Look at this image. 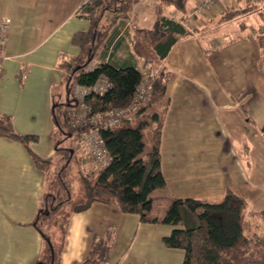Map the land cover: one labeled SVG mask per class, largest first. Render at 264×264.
I'll list each match as a JSON object with an SVG mask.
<instances>
[{
  "label": "crops",
  "instance_id": "crops-1",
  "mask_svg": "<svg viewBox=\"0 0 264 264\" xmlns=\"http://www.w3.org/2000/svg\"><path fill=\"white\" fill-rule=\"evenodd\" d=\"M198 1L188 0L184 14L166 6L162 12L178 19ZM220 1V7L194 17L191 32L172 47L161 65L169 73L161 104L144 112L165 108L160 169L167 200L217 202L226 189L234 192L241 179L233 170L242 165L238 154L248 152L246 134L264 148V0ZM82 2L0 0V22H8L1 52L0 114L10 117L18 134L37 136L30 149L50 160L57 154L52 108L65 91L68 74L60 63L78 54L71 37L88 28V22L76 16ZM247 3L252 8L246 14L222 18L225 8H243ZM159 6L160 0H140L121 29L112 30L104 57L94 60L117 67L134 63L140 69L144 62L130 48L133 30L150 28ZM253 12L260 21L258 28L236 35L223 32L227 24L243 21ZM23 69L26 76L20 79ZM66 96L65 92V101ZM81 160L82 153L79 164ZM46 178V171L32 164L19 142L0 136V264L42 260L45 243L31 222L37 209L44 207ZM152 206L147 212L151 222L121 212L115 203H93L71 213L58 264L80 263L93 234L109 246L104 264H182L184 251L162 241L172 226L161 223L162 214L150 216Z\"/></svg>",
  "mask_w": 264,
  "mask_h": 264
},
{
  "label": "trees",
  "instance_id": "trees-1",
  "mask_svg": "<svg viewBox=\"0 0 264 264\" xmlns=\"http://www.w3.org/2000/svg\"><path fill=\"white\" fill-rule=\"evenodd\" d=\"M140 0H83L76 11L78 18L88 22L85 31H78L71 37V44L78 48V54L63 60L60 66L67 71L65 105H72L71 85L76 82L91 86L98 78L104 77L110 87L99 96L86 97L85 103L94 111H107L128 107L141 80V72L134 63L122 67L109 61L100 63L91 71L85 67L97 57H104L109 47L110 35L129 19L133 7ZM188 0H160L155 19L150 28H136L130 48L133 56L148 66L150 77L149 99L137 107L135 112L115 126L99 131L105 149L111 157L108 165L96 172L81 171L83 201L63 213L57 227L60 233L56 245L47 237L42 225L53 213H56L67 201L65 198L53 205L54 196L45 194L43 208H38L31 222L45 243V251L39 264H58L63 248L66 227L73 212H81L93 203H115L126 214L138 215L142 222H151L147 212L150 209V194L165 186L160 169V134L163 126L165 108L144 114L145 110L157 104L164 97L168 80V71L161 65L172 47L189 32L177 19L163 14L162 9L172 7L179 14L186 12ZM252 5L243 8H225L222 18L246 14ZM107 12L116 14L108 24L101 21ZM62 104L52 108L54 123V152L58 153L59 133L65 134L58 119V110ZM60 106V107H59ZM150 125L149 151L146 158H140L142 152L141 128ZM68 133L72 130H67ZM0 136L19 142L25 149L32 164L47 171L50 158L34 153L29 145L37 141L35 135L18 134L12 127L9 116L0 114ZM244 199L230 189H226L217 202H206L195 198H173L169 211L161 223L172 226L168 235L162 238L168 248L182 249L185 258L182 264H264V233L251 231L244 220ZM264 219V210L260 212ZM105 236H111L107 234ZM109 246L106 241L93 234V239L85 258L78 264H104Z\"/></svg>",
  "mask_w": 264,
  "mask_h": 264
},
{
  "label": "rangeland",
  "instance_id": "rangeland-1",
  "mask_svg": "<svg viewBox=\"0 0 264 264\" xmlns=\"http://www.w3.org/2000/svg\"><path fill=\"white\" fill-rule=\"evenodd\" d=\"M190 4V3H189ZM253 12L251 15L245 16L241 20L232 21L231 25H226V32L230 35H236L239 32L245 30L252 31V29L259 27V19ZM144 15H148V12H144ZM116 18V14L112 12H107L103 16L102 23L108 24ZM237 22V23H236ZM219 32H222L220 30ZM226 34V33H225ZM58 96V94H57ZM57 103H62L60 109L58 110V119L62 126L63 133H59L57 140L59 141V152L50 161L48 170L46 171V181L44 183V191L48 194H52L56 199L52 201L53 205L59 203V201L67 198L62 204L61 210L53 213L42 225V229L46 233L47 237L54 242L57 236H59V231L57 227V221L59 217L71 209L72 207L79 206L83 201V185L82 176L80 173L79 155L82 151L77 149V144L79 143L80 134L76 131L68 133V125L64 117V102H65V91H63L62 96L56 97ZM61 101V102H59ZM161 102L154 104L151 109L158 107ZM155 111V110H153ZM157 111V110H156ZM149 131L150 125H146L141 128V139L143 151L140 153V158H146L149 151ZM246 142H250L248 152L244 154H238V162L241 165L238 166L233 172L241 177L238 185L235 186V193L241 196L245 201L244 207V218L249 223V228L251 231L258 233H264V219L260 216V212L264 210V148L262 143L258 140L253 139L249 134H246ZM245 142V143H246ZM246 145L248 146V144ZM72 151V152H71ZM153 216L155 213L159 215L162 214L164 217L167 211H169L171 200L167 197L166 189H156L150 194Z\"/></svg>",
  "mask_w": 264,
  "mask_h": 264
},
{
  "label": "built area",
  "instance_id": "built-area-1",
  "mask_svg": "<svg viewBox=\"0 0 264 264\" xmlns=\"http://www.w3.org/2000/svg\"><path fill=\"white\" fill-rule=\"evenodd\" d=\"M220 2V0H199L187 15L181 16L177 20L187 31L191 32L190 21L196 16H202L210 10L220 7ZM7 28V21L0 22V77L2 75L1 52L6 44ZM99 64V62L93 59L85 67L84 71H91ZM140 72L141 80L131 104L128 107L120 109L94 111L91 106L85 103L86 97L102 95L110 87V83L104 77L98 78L91 86L81 85L76 82L71 85L70 97L72 105L64 108V117L68 128L80 134L77 149L82 151V160L80 161V170L82 172L99 171L111 161V157L99 137V131L117 125L122 118L129 117L139 105L148 101L150 95L148 87L150 71L148 70V66L143 64ZM25 76L26 71L23 69L19 74V78L24 79Z\"/></svg>",
  "mask_w": 264,
  "mask_h": 264
}]
</instances>
